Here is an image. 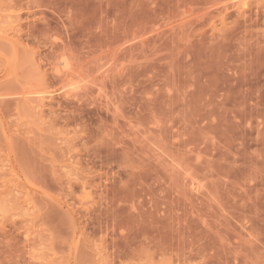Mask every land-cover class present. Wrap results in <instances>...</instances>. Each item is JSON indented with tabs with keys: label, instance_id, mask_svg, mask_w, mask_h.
Here are the masks:
<instances>
[{
	"label": "rangeland",
	"instance_id": "374dc122",
	"mask_svg": "<svg viewBox=\"0 0 264 264\" xmlns=\"http://www.w3.org/2000/svg\"><path fill=\"white\" fill-rule=\"evenodd\" d=\"M0 264H264V0H0Z\"/></svg>",
	"mask_w": 264,
	"mask_h": 264
},
{
	"label": "bare ground",
	"instance_id": "6f19581e",
	"mask_svg": "<svg viewBox=\"0 0 264 264\" xmlns=\"http://www.w3.org/2000/svg\"><path fill=\"white\" fill-rule=\"evenodd\" d=\"M62 57H63V56H62ZM62 57H61V58H62ZM61 58H60V60L58 59L60 62L57 60V61L59 62V63H58V66H59V67H58V66H56V67H58V68H57V71L63 74L65 71H67V69H69L68 67H70V66H68V65H69V61L67 62V61L64 59L65 57L63 58V60H61ZM66 59H67V58H66ZM192 181H193V180H192Z\"/></svg>",
	"mask_w": 264,
	"mask_h": 264
}]
</instances>
